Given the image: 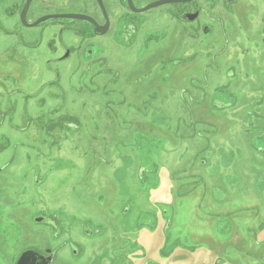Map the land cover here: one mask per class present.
<instances>
[{
    "label": "flooded vegetation",
    "instance_id": "obj_1",
    "mask_svg": "<svg viewBox=\"0 0 264 264\" xmlns=\"http://www.w3.org/2000/svg\"><path fill=\"white\" fill-rule=\"evenodd\" d=\"M27 1H13L11 7L4 11L5 23L0 24V155L12 145L15 149L34 150V145L37 144H42L45 150L35 158L48 155V149L49 153L52 150L58 153L71 141L69 134L72 132L77 137L70 143V150L80 149L85 128L77 114L66 108V100L70 92L81 95L88 83L92 85L88 98L97 103V110H94L96 115L109 116L110 112L118 113L129 105L125 115L134 118L130 108L139 95L152 91L150 96L155 99L156 92L165 85L170 92L177 87L181 100L176 97L173 100L185 103L188 97L190 104L197 106L196 110H200L203 105V115L200 117L194 115L195 109H190L187 105L192 111H189V115L201 123L209 117L208 111L210 114L217 113L240 104L239 109L243 110L245 117L259 121L264 116L262 108L260 114L246 110L248 100L256 106L259 102L260 105L264 102V0H30L26 6ZM50 5H58L59 10L32 17V10L40 12ZM44 18L46 19L42 20ZM51 20L57 21L46 25L41 33H24ZM173 25H177L174 31ZM170 36L180 42L178 51L182 47L184 55L190 42L198 41L209 48L202 57H198L194 50L188 52L185 58L182 56L174 59L166 53L165 44ZM66 37H70V40H66ZM213 41L218 43L215 49L211 48ZM223 43L226 48H223ZM234 44L237 49L233 48ZM145 56H153L155 60L162 57L160 69L169 71V74L162 77L160 87L158 74L154 73L152 85L139 91L131 85L133 68ZM220 59L223 60L224 69L220 66ZM197 60L201 63L199 75L187 81L189 71L186 69ZM68 62L73 65V73L65 78L59 72V67ZM180 68L186 73L181 75L182 72L177 85L172 84L170 87L173 70ZM222 70L226 84L218 85L215 89L216 77L222 74ZM236 70H240L241 77ZM73 79L75 80L72 81ZM120 82L125 83L127 88L118 92ZM210 84L214 86L208 92ZM57 89L59 90L56 91ZM194 90L200 94L199 97L193 94ZM172 96L173 94L166 96L164 102L171 104ZM84 102L87 104L88 100L85 99ZM146 102L144 99L142 103ZM51 103H58V106ZM31 107L35 113L30 111ZM103 108L106 113L102 111ZM207 125L210 127V138L217 136L219 131L216 124L210 122ZM202 128L195 134V152L192 155L194 165L196 161L199 165L207 163L200 158L196 149L200 146L197 141L202 139L204 127ZM8 129L20 138L9 136ZM251 129L252 127L248 130ZM257 129V141L264 140V129ZM147 131L155 135L158 133L157 126L153 124L147 125ZM217 145H214L212 155L215 153L216 156ZM261 147L253 154L263 156L264 148ZM181 161L184 162L185 159ZM8 170L9 163L0 165V224H3L0 228V249L5 251V254L0 251V262L56 264L61 249H53L48 245L45 247V244H36L23 250L9 247L10 242L18 244L23 232L29 229L23 227L26 220L31 229L28 232L34 235L32 238L36 241L38 229H35L37 232L32 229L46 225L56 228V221L52 219L60 214L50 211L45 215L39 210L29 216L21 213V208L27 209L26 205H33L37 201L39 179L36 180L30 172H22L17 179L25 185V189L11 194L8 188ZM169 181L172 183L169 190L172 201L167 202L164 207V229H170L174 225L172 234L177 236L172 244L183 246L182 234H188L196 244L194 234L189 232L196 226L199 207L205 206L206 181L194 183L190 169L170 175ZM85 186L94 191L91 184ZM192 194H198L199 199L194 202L192 211L188 212V217L191 215L188 219L181 216L174 197L182 196V199H186ZM256 194L263 197L264 201V187L262 191L257 190ZM129 211L130 207L125 205L120 215L125 219ZM16 214H20L23 224L12 219ZM7 215L10 217L8 225ZM184 218L192 223L186 225L188 220ZM81 222L90 225L86 219ZM90 226L91 230L82 227L76 233V238L68 236L65 244L72 257L79 255L77 253L81 246L78 240L100 234L99 226ZM255 227V234L251 238V250L255 252L249 253L248 240L235 243L242 246L241 250L247 258L242 264H264L263 234L259 233L264 230V220H259ZM66 232L71 234V231ZM11 249L16 253L10 257L8 252Z\"/></svg>",
    "mask_w": 264,
    "mask_h": 264
},
{
    "label": "rangeland",
    "instance_id": "obj_2",
    "mask_svg": "<svg viewBox=\"0 0 264 264\" xmlns=\"http://www.w3.org/2000/svg\"><path fill=\"white\" fill-rule=\"evenodd\" d=\"M13 1L15 0L0 2V24L5 23L4 11L11 7ZM34 4L35 2L32 8ZM57 10L58 5H50L40 12L32 10L30 13L32 17H39L40 14ZM54 21L57 20H51L24 33H41L46 25ZM176 27L177 25H173L172 31ZM66 40H70V37H66ZM179 44L177 39L168 37L165 44L166 53L177 59L182 56L185 58L188 52L195 50L198 57H202L209 48L198 41L190 42L187 51L184 50V55L182 47L178 51ZM211 44V48L218 47L217 42L213 41ZM223 48H226L224 43ZM233 48L237 49L235 44ZM162 60V57L155 60L153 56H145L142 62L133 68L131 85L142 91L152 85L153 75L157 73L161 87L162 77L169 74V71L160 69ZM220 61V66L224 69L223 60ZM200 64L197 60L186 69L189 71L187 81L199 75ZM183 71V68L173 70L170 87L172 84L177 85L178 77ZM59 72L65 78L72 76V63L63 64L59 67ZM236 72L241 77L240 70ZM225 84L222 70V74L216 77L215 89L218 85ZM213 86L214 84H210L207 91L210 92ZM91 87L88 83L81 95L70 92L66 100V108L76 112L77 118L85 128L80 140V149L70 150V143L77 137V134L72 132L69 134L71 141L58 153L53 150L49 153L48 149V155L35 158L45 150L42 144H37L34 145V150L15 149L12 145L0 155V165L9 163L7 177L11 194L25 189V185L17 179L22 172H30L36 180L39 179L40 184L36 188L37 201L33 205H26L27 209L21 208V213L29 216L39 210L45 215L50 211L60 214L52 219L56 221V228L46 225L32 229L34 232L38 229L36 241H33L34 235L28 232L30 225L28 226L26 220L23 227L29 229L23 232L18 244L10 242L9 247L23 250L36 244H45V247L48 245L53 249H61L56 264L246 262L242 246L240 249L235 243L248 240L249 253L255 252L251 250V238L255 234V225L259 220H264L263 197L256 194L257 190L262 191L264 187V155L253 154L258 147L264 148V140L257 141L256 131V127H262L257 130L264 129V116H261L259 121H255L256 118H247L243 110L239 109L240 104L238 107L236 105L232 109L220 110L217 113L210 114L208 111L209 117L201 123L189 114L193 108L194 115L200 117L203 115V105L200 110H196L197 106L190 104L187 96L186 102L181 103L177 87L170 92L165 85L156 92L155 99L150 96L152 91L139 95L130 108L134 118L125 115L129 105L118 113L110 112L109 116L96 115L94 110H97V103L88 98ZM126 88L127 85L120 82L117 91ZM194 91L193 94L199 97L200 94ZM191 93L192 90L190 96ZM172 94V103H165L164 98ZM174 97L180 99L179 102L173 100ZM85 99L88 100L87 107L82 105ZM144 99L146 104L142 103ZM51 104L58 106V103ZM260 108L264 111V102L261 105L259 102L256 106L248 100L247 112L260 114ZM30 111L36 112L32 107ZM102 111L106 113L105 108ZM210 117L213 118L209 120ZM210 122L216 124L219 131L213 138H210V127L207 125ZM148 124L157 126V135L147 131ZM202 127V139L197 141L200 146L196 149L200 158L207 163L199 165L196 161L194 165L195 159L192 155L195 152V134L202 130ZM250 127L252 129L249 131ZM7 132L14 139L20 138L19 135L9 132V129ZM215 144H218L216 156L215 153L212 155ZM187 156L190 158L187 159ZM184 159V162L181 161ZM188 169L191 170L194 183L199 180L206 181V197L205 206H200L196 213V226L189 232L194 234L196 244L188 234L181 233L183 246H180L178 243L172 244L177 236L172 234L174 225L170 229H164V207L167 202L172 201V194L169 192L172 187L170 175ZM86 184H91L94 191L86 189ZM29 195L31 197V192ZM198 199V194H192L186 199H182V196L174 197L176 208L185 218ZM125 205L130 207V211L124 219L120 211ZM12 209L13 207L10 211ZM7 218L6 225L10 221L8 215ZM185 218L184 220H188ZM12 219L23 224L20 214L13 215ZM83 219L88 220L90 225L99 226L100 234L78 240L81 246L77 253L79 255L72 257L65 244L68 236L76 238V233L81 231L82 227L90 230L92 228L90 225H84L81 222ZM191 223L192 221L188 220L186 225ZM2 226L3 224H0V228ZM66 231H71V234ZM259 233L263 234L264 243V230ZM15 253L16 251L11 249L8 255L11 257ZM1 254H5V251L2 250ZM0 264L12 263L4 261Z\"/></svg>",
    "mask_w": 264,
    "mask_h": 264
},
{
    "label": "bare ground",
    "instance_id": "obj_3",
    "mask_svg": "<svg viewBox=\"0 0 264 264\" xmlns=\"http://www.w3.org/2000/svg\"><path fill=\"white\" fill-rule=\"evenodd\" d=\"M82 105H83V107H84V106L87 107V104H86L84 101L82 102ZM73 113L76 114V112H74V111H73ZM8 185H9V183H8Z\"/></svg>",
    "mask_w": 264,
    "mask_h": 264
},
{
    "label": "water",
    "instance_id": "obj_4",
    "mask_svg": "<svg viewBox=\"0 0 264 264\" xmlns=\"http://www.w3.org/2000/svg\"><path fill=\"white\" fill-rule=\"evenodd\" d=\"M29 3H30V0L27 1L26 6L29 5ZM47 18H48V17H47ZM45 19H46V18H44V19H42V20H45Z\"/></svg>",
    "mask_w": 264,
    "mask_h": 264
},
{
    "label": "crops",
    "instance_id": "obj_5",
    "mask_svg": "<svg viewBox=\"0 0 264 264\" xmlns=\"http://www.w3.org/2000/svg\"><path fill=\"white\" fill-rule=\"evenodd\" d=\"M240 249H241V246H240Z\"/></svg>",
    "mask_w": 264,
    "mask_h": 264
}]
</instances>
